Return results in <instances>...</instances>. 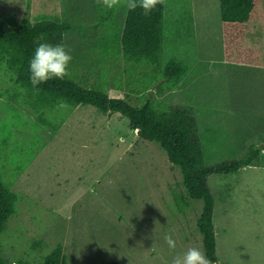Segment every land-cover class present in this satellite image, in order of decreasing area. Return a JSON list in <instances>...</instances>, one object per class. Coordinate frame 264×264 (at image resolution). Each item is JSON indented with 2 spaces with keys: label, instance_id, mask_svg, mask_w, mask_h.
Masks as SVG:
<instances>
[{
  "label": "rangeland",
  "instance_id": "rangeland-1",
  "mask_svg": "<svg viewBox=\"0 0 264 264\" xmlns=\"http://www.w3.org/2000/svg\"><path fill=\"white\" fill-rule=\"evenodd\" d=\"M166 1L161 61L165 66L179 59L188 73L177 85L156 82L150 93L132 94V102L151 96L189 107L209 166L264 147V0L247 34V46L261 52L253 66L225 61L220 0ZM109 10L97 0H0V17L12 26L25 17L72 19L77 29L67 36L66 49L81 57L78 76L91 83L103 67L98 59L115 53L88 50L86 42H96L126 17L127 8L119 7L100 23L98 17ZM106 64L117 67L116 62L109 59L103 69L117 74ZM142 71L133 75L144 86ZM11 75L0 64V169L9 181L30 164L13 185L19 201L0 235L3 258L43 264L58 245L69 264H172L191 247L205 253L197 222L203 202L188 195L180 168L159 143L140 139L120 113L107 116L92 105L75 108L54 131L38 121L23 97L14 98L23 90ZM126 91L112 94L124 97ZM64 112L48 110L44 118L56 123ZM208 184L216 202L221 263L264 264V150L257 166L210 174ZM166 235L176 241L175 250Z\"/></svg>",
  "mask_w": 264,
  "mask_h": 264
},
{
  "label": "trees",
  "instance_id": "trees-1",
  "mask_svg": "<svg viewBox=\"0 0 264 264\" xmlns=\"http://www.w3.org/2000/svg\"><path fill=\"white\" fill-rule=\"evenodd\" d=\"M261 3L262 0H220L223 51L227 63L259 65L261 52L255 47L247 46L246 41L249 24L260 14ZM166 8L167 1L164 0L163 4H157L148 15L141 9H127L123 24H113L109 33L99 35V39L92 44L86 42V45H91L88 50L95 46L103 53H115V58H101L98 63L104 67L112 59L117 67L113 64L106 65L112 70L117 69V74L111 75V72L101 67L95 82L91 83L88 78L78 76L80 65L77 63L81 62V57L73 56L70 77L41 84L39 91L30 83L29 61L34 56L35 49L42 42L63 44L66 47L67 36L77 29V24L72 19H64L62 22L50 19L33 22L25 17L19 25L12 26L0 17V64L6 65L18 89L23 90L19 93L16 89L14 98L23 97L25 103L37 113L38 121L54 131L61 128L75 108L92 105L105 114L120 113L129 119L131 130L138 131L140 139L159 143L170 162L180 168L188 195L192 199L202 200L203 208L197 222L203 235L205 255L213 264H221L217 256L214 223L216 202L208 184V176L213 173L235 174L247 167L257 166L261 161L262 147H252L243 158L209 166L198 134L197 119L189 107H173L151 96L138 104L132 102V94L139 97L142 93H150L158 85L155 86L156 82L177 85L188 73V65L179 59H172L165 66L161 61ZM101 13L102 10L99 9V14ZM112 16L113 9H110L98 19L101 23L109 21ZM89 37L92 40V36ZM137 70L144 72V86L133 75ZM125 89H129L130 93ZM122 90L126 91L124 97L113 96L112 92ZM62 102L67 106L61 107ZM60 109L63 112L68 110L62 113L56 123L44 118L46 111L59 113ZM29 164L30 162L18 169V174L9 181L5 180L0 169V235L6 229L7 221L16 213L19 195L13 190L15 180ZM0 264L30 263L25 260L10 262L0 255ZM43 264H69L63 246L54 248Z\"/></svg>",
  "mask_w": 264,
  "mask_h": 264
},
{
  "label": "clouds",
  "instance_id": "clouds-1",
  "mask_svg": "<svg viewBox=\"0 0 264 264\" xmlns=\"http://www.w3.org/2000/svg\"><path fill=\"white\" fill-rule=\"evenodd\" d=\"M97 3L106 9L119 7H126L129 11L141 9L145 15H148L157 4H163L164 0H97ZM72 59L70 50L63 44L40 43L29 61L30 83L33 88L39 91L41 84H46L53 79L63 80L65 77H70ZM66 106L63 102L61 103V107ZM164 239L170 249H176V241L171 235H166ZM172 264H211V261L199 248L191 247L183 255L175 256Z\"/></svg>",
  "mask_w": 264,
  "mask_h": 264
},
{
  "label": "crops",
  "instance_id": "crops-1",
  "mask_svg": "<svg viewBox=\"0 0 264 264\" xmlns=\"http://www.w3.org/2000/svg\"><path fill=\"white\" fill-rule=\"evenodd\" d=\"M79 107V106H78ZM108 115H111V114H107V116ZM110 117V116H109ZM260 147H262V151L264 150V147L263 146H260ZM262 151H261V153H262ZM233 197H235V193H233ZM236 209V208H235ZM215 220V219H214ZM217 227V226H216ZM216 240H217V256H218V259H219V261H220V263H221V261L223 262V260L221 259V255H222V249H221V247H220V245H219V238H218V233H216ZM222 264V263H221Z\"/></svg>",
  "mask_w": 264,
  "mask_h": 264
},
{
  "label": "built area",
  "instance_id": "built-area-1",
  "mask_svg": "<svg viewBox=\"0 0 264 264\" xmlns=\"http://www.w3.org/2000/svg\"><path fill=\"white\" fill-rule=\"evenodd\" d=\"M138 132V131H137Z\"/></svg>",
  "mask_w": 264,
  "mask_h": 264
}]
</instances>
